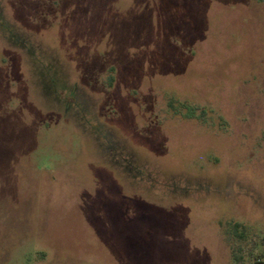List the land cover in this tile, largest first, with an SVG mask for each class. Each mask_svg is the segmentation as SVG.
Masks as SVG:
<instances>
[{
  "label": "rangeland",
  "instance_id": "rangeland-1",
  "mask_svg": "<svg viewBox=\"0 0 264 264\" xmlns=\"http://www.w3.org/2000/svg\"><path fill=\"white\" fill-rule=\"evenodd\" d=\"M0 264H264V0H0Z\"/></svg>",
  "mask_w": 264,
  "mask_h": 264
},
{
  "label": "trees",
  "instance_id": "trees-1",
  "mask_svg": "<svg viewBox=\"0 0 264 264\" xmlns=\"http://www.w3.org/2000/svg\"><path fill=\"white\" fill-rule=\"evenodd\" d=\"M113 75L110 76V82L113 80ZM171 106H173V104H170ZM183 107L186 109V116L187 117H195L196 116V107H194L193 105L190 104H183ZM206 113V110H202V115ZM232 230H233V234L237 240V242H243L249 235L248 229L247 227L240 223V222H234L232 224ZM242 249L240 248V246L238 245L237 249L234 251L233 253V259L234 262L238 263L241 260H243V255H242Z\"/></svg>",
  "mask_w": 264,
  "mask_h": 264
}]
</instances>
